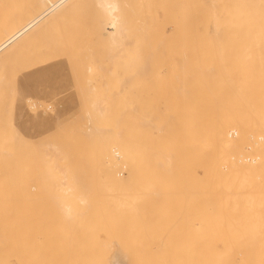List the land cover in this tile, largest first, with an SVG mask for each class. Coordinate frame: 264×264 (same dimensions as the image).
<instances>
[{
  "label": "bare ground",
  "instance_id": "obj_1",
  "mask_svg": "<svg viewBox=\"0 0 264 264\" xmlns=\"http://www.w3.org/2000/svg\"><path fill=\"white\" fill-rule=\"evenodd\" d=\"M80 1L25 0L15 10H7L0 0V66L4 59L11 57L10 53L29 44L56 20L63 19ZM94 1L104 17L102 27L108 32L106 37L111 43L110 59L113 61L124 43H128V23L123 17L120 0ZM194 3L197 49L191 68L185 66V72L194 73L196 115L192 123L193 132L185 133L184 130V134L194 141L192 153L186 144L183 151L178 150V153L170 151L169 144L158 146L151 167L152 163L147 158V144L144 142L147 137L143 132L141 136L134 135L128 145L119 140L112 144L106 142L99 148L102 169L94 173L95 184L100 187L96 191L70 194L72 199L68 195L77 189V182L72 180V175L68 177L67 169H58L59 174H56L61 175V178L56 184L59 181L61 193L57 195L58 207L51 215L49 227L44 224L31 225L33 217L30 218L19 207H0V264H264V0H196ZM138 47H135L136 50ZM147 65H139L136 73L140 71L145 75L143 73L149 71ZM131 75L127 77V82L132 79ZM93 108L100 116L106 109L102 100L94 102ZM137 120L142 126L152 121L147 116ZM3 141L0 138V194L7 180L18 179L25 172L24 157L19 147L6 142L4 144ZM58 152L55 147L56 156ZM190 162L195 164L196 169L192 191L194 193L196 188L193 206L197 205L196 210H189L193 212L191 216L195 217L187 213L190 220L195 221L196 230L193 232L197 231V241L193 240L192 232L193 242L190 245L196 243L199 247L191 258L188 257L192 255L188 252L192 246L189 243L190 247L185 250L188 252L187 257L163 258L159 255L164 247L161 241L158 246L161 250L156 249V252L162 258L156 257L157 254L135 258L124 251L115 250L109 257L86 255L81 263L58 257L42 258L38 255L39 251L36 253L29 248L18 247L29 232L32 241L52 239L51 243L56 242L60 247L71 235L74 239H82L84 243L99 242L100 239L110 244V241L120 236V232L114 231L119 225L131 227L137 223H145V226L147 223L153 224L160 215L164 216L171 209V192L164 189L170 182L166 181L167 177L172 176L176 167L179 170H182L179 167L184 168V172H187ZM100 163H94V166L100 167ZM123 166L127 168L124 169L128 173L126 178H121L116 171V167H122L123 170ZM183 177L186 178V173H183ZM155 184H159V187ZM185 188L184 193L178 191L177 194H193L190 186V190L186 188L190 191L188 193H185ZM186 195L184 203L192 196ZM182 215L184 213L179 220L186 216ZM129 231L126 235H131Z\"/></svg>",
  "mask_w": 264,
  "mask_h": 264
},
{
  "label": "rangeland",
  "instance_id": "obj_2",
  "mask_svg": "<svg viewBox=\"0 0 264 264\" xmlns=\"http://www.w3.org/2000/svg\"><path fill=\"white\" fill-rule=\"evenodd\" d=\"M195 1L120 0L123 17L130 25H127L128 43H124L112 61L111 43L109 37H106L108 32L102 27L104 17L94 0H81L63 19L56 20L29 44L10 53L11 57L3 60L0 66V138L4 140V144L19 147L24 157L25 172L18 179L6 181L0 194V207H19L30 218L33 217L31 225L44 224L49 227L51 215L58 207L57 195L61 193L58 187L61 178V175H57L59 170L67 169L70 174L68 177L72 175L73 179H70L79 186L69 193V198L70 194L78 191H96L100 185L95 184L94 173L102 169L100 146L106 142L112 144L116 140L128 145L134 135L141 136V132L147 137L144 142L147 144V158L152 163L151 167L158 146L169 144V150L178 153V150L183 151L186 144L192 153L194 141L184 134V130L185 133L193 132L196 82L193 72L186 74L185 66L191 68L197 49ZM1 2L7 10H15L25 0ZM144 63L148 64L149 71L143 73L145 75L140 71L136 73V68ZM129 75L132 79L127 82ZM98 100H102L106 107V112L101 116L93 110V103ZM141 116H147L152 121L149 125L142 126L137 120ZM186 127L190 129L187 130ZM55 147L59 150L57 156ZM99 162L100 167H95L94 163ZM179 168L182 170L176 167L172 176L167 177L166 181L170 182L164 188L173 192L169 193L172 196L171 209L166 214L163 213L164 216L160 215L153 224H130L131 227L127 224L119 225L114 231L120 232V236L110 241V244L100 239L99 242L96 240L84 243L82 239H74L71 235L60 247L56 242L51 243V238L32 241L29 232V235H24V240L18 247L23 246L36 253L39 251L38 255L42 258L58 257L81 263L86 255L109 257L115 250L124 251L135 258L155 256L158 253L156 249L161 250L158 246L163 243L166 249L162 248L166 251H159L163 258L187 257L188 252L192 254L188 256L191 258L199 248L196 243L194 246L193 243L190 245L193 240L197 241V231L193 232L196 230L195 221L189 218L193 213L189 210L197 208V205L193 206L196 188L194 193L192 191V187H195L196 169L192 162L188 165L187 172H184V168ZM116 169L121 178L128 176L126 166H123V170L122 167ZM55 170L57 172H53ZM85 172L87 173L83 175ZM183 173H186V178ZM186 179L190 184L186 183ZM184 181L189 190V186L191 187L194 197L188 193L190 191H187ZM182 184L186 187L185 193L189 194H185L186 197H193L188 198L187 203H184L185 195L180 194L184 193V188L180 190ZM155 186L159 187V184ZM184 204H188V212L185 211L188 206ZM182 212L186 215L183 217L185 219L179 220ZM42 213L46 215L43 216ZM186 219L188 221L185 222ZM129 230L131 235H126ZM151 246L155 247L153 250L156 253ZM188 246L190 250L185 252Z\"/></svg>",
  "mask_w": 264,
  "mask_h": 264
}]
</instances>
